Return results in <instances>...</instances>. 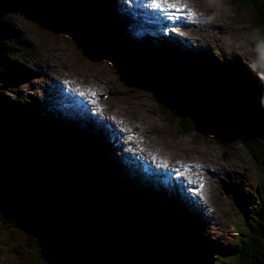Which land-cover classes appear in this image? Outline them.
I'll return each mask as SVG.
<instances>
[{"label":"rangeland","instance_id":"rangeland-1","mask_svg":"<svg viewBox=\"0 0 264 264\" xmlns=\"http://www.w3.org/2000/svg\"><path fill=\"white\" fill-rule=\"evenodd\" d=\"M144 2L147 4H143V9L148 11L144 14L155 11L153 16L161 18H151L154 34L150 25L136 27L134 16L128 18L125 10H129L124 6L132 8V0H33L40 12L34 18L25 8H14L10 0H0L2 21L31 42L41 56L29 74L18 77L12 72L0 79V89L5 96L20 95L42 110L43 118L56 127L51 137L66 150L67 159L90 156L88 167L79 164L74 169L80 173L93 171L95 176L96 181L90 182L94 191L86 206L101 210L98 226L103 229V236L97 242L104 248L100 251L92 240L81 235L78 242L67 233L70 226L63 219L56 218L60 222L59 233L54 234L40 219L29 223L20 220L17 228L7 232L2 231L0 222V264H150V259H155L154 248H159L161 242V227H170L164 235H183L181 238H185L190 249L185 254L190 264H237L224 259L223 252L234 243L241 249L243 240L247 241L246 216H252L257 209L255 197L263 178L260 169L240 140L180 133L173 122L179 123L181 118L171 117V109L163 104L164 97L173 99L175 96L168 97V92H177L180 108H184L190 100L203 101V96L189 87L161 81L157 73L126 72L125 49L115 47V43L116 39L126 43L132 38L141 40L143 48L156 51V60L168 63L166 71L182 69L198 75L206 70L212 74L224 72L234 79L241 76L243 84L255 85L257 92L263 93L264 61L260 55L264 49V27L255 24L251 7L233 0H176L193 10L196 21L183 25L176 21L186 30H174L168 11L148 6L149 0ZM105 9L107 13L103 12ZM98 10L93 28L100 29V35L112 33L116 39L110 49H101L103 45L92 44L93 39L86 33L71 32L67 27L74 18H86ZM146 32H150L147 37L157 40H144L146 35H140ZM181 34L184 35L179 37ZM148 43L154 47H147ZM159 69L161 66L153 72ZM208 75V82H213L214 77ZM78 94L85 96L81 99ZM82 100L93 110L92 114ZM172 107L177 109L175 104ZM85 120H93L98 128ZM123 123L127 124L122 136H129V141L111 134L118 133L116 126ZM101 136L107 141L103 147L97 143ZM119 149L128 153L123 155ZM17 210L19 207L14 205ZM84 218L87 222L94 220L93 216ZM61 237L67 239V244L60 251L54 244L58 239L61 242ZM17 242L28 247L19 249ZM165 257L164 264H172L175 249L170 248Z\"/></svg>","mask_w":264,"mask_h":264},{"label":"trees","instance_id":"trees-1","mask_svg":"<svg viewBox=\"0 0 264 264\" xmlns=\"http://www.w3.org/2000/svg\"><path fill=\"white\" fill-rule=\"evenodd\" d=\"M233 1L238 5L251 7L255 24L264 27L263 0ZM12 2L19 9L28 10L32 18L38 13L33 0H30V3L26 0H12ZM24 5H27L29 9ZM46 10L50 11L48 8ZM0 19L2 21L1 17ZM83 19L87 20L83 21ZM92 23V18L79 16L68 22L67 27L71 32L81 35L86 33L93 39L92 44L103 45L101 49L105 45L114 47L112 45L114 38L111 34L102 36L94 33L91 30ZM116 46L118 43H115ZM35 50L31 42L22 39L5 22H0V79H3L5 75L8 77V74L12 72L17 76L32 70L30 67L34 68V64L41 58ZM27 52L29 54H26ZM126 54L129 59L136 61L134 65L141 69H157L153 66V58L141 51L138 46L130 44ZM166 65L164 64L157 70L158 72H155L161 81L174 86L180 84L183 87H189L190 91L203 96V101L195 103L190 100L188 104H185L186 107L180 108L181 105L177 101L180 98L179 94L174 91L168 92V97L173 95L175 97L168 100L165 96L163 104L171 109L172 118L177 120L181 118L182 121L178 123L168 119L169 122L175 123L173 125H177L180 133L183 134L203 133L240 140L263 175L262 187L255 197L257 209L252 216H246L248 217L246 223L249 226L246 231L247 241L243 240V249H240V245L232 244L229 250L223 252V258L237 261V264H264V97L258 94L253 85L230 80L222 87H215V85L209 87L202 75L188 74L184 70L166 71ZM4 92L0 89V208H2L0 222L2 231L7 232L8 229L17 228L16 225H19L20 220L23 221V219L24 223H29L35 220L36 215L39 218L51 215L55 221L57 218L68 223L70 230L67 233L70 235L77 230L78 235L88 237L94 242L95 247L104 250L97 242L100 236H103V229L98 226V215L101 210L86 206L88 198L94 191V186H90V182L96 181L95 176L93 171L80 173L74 169L79 164L88 167L90 156L83 155L82 158L72 161L67 159L66 150L57 145L51 137L50 128L47 125L45 126L48 128H44L42 124H45L44 120L40 121L36 116L37 108L28 104L20 95L7 97ZM172 104L177 105V109H173ZM202 107L204 110L200 109ZM62 147L67 146L62 144ZM14 205L20 207V210L14 211L12 207ZM84 216H93L94 220L87 222ZM170 218L172 222L173 213L170 214ZM56 223L58 225L60 222L56 221ZM169 228L158 229L161 242L159 248H154L155 259L151 258L150 264H164L165 254L170 248L175 249V259L172 264L188 262L190 264L189 258L185 256L190 249L187 248L185 239L181 238L183 235L180 233H173L174 237L166 233L164 235ZM242 232L241 235L244 236ZM16 246L19 249H26L28 244L17 242ZM155 249L158 251L156 252Z\"/></svg>","mask_w":264,"mask_h":264},{"label":"bare ground","instance_id":"bare-ground-1","mask_svg":"<svg viewBox=\"0 0 264 264\" xmlns=\"http://www.w3.org/2000/svg\"><path fill=\"white\" fill-rule=\"evenodd\" d=\"M107 1V0H106ZM146 1V0H145ZM183 1V0H182ZM105 3L106 2H104L103 3V5H105ZM180 3V2H179ZM124 5V4H123ZM124 7H126V6H124ZM170 9V8H169ZM172 9V8H171ZM172 10H174L175 11V8L174 9H172ZM103 12H108V9H105V11H103ZM125 13H127V14H129V17L128 18H130V17H132V16H134V14L133 13H131L130 11H127V10H125ZM143 13H148V11H146L145 9H144V11H143ZM151 14L152 15H146L145 14V17H147V18H154L155 20H157V21H159V20H161V18H160V16L159 15H156V16H153L154 14H155V11H152L151 12ZM89 15H91L90 17H89ZM98 15H99V10L97 11V13H94V14H88V15H85V17L86 18H91L92 17V20H94V21H96V19L98 18ZM139 16V15H138ZM83 17H84V15H83ZM127 18V19H128ZM145 21H146V19H144ZM153 20V19H152ZM176 20V19H175ZM177 21V20H176ZM94 23V22H93ZM93 23H92V31L94 32V33H99L100 34V29H96V28H93L94 27V25H93ZM179 23V22H178ZM148 24V23H147ZM150 24V23H149ZM107 34H112V33H107ZM99 36V35H98ZM103 36V35H102ZM78 97H81V95L80 94H78L77 95ZM79 102H81V101H79ZM28 104H30L29 102H27ZM57 103H59V104H61L60 102H57ZM83 104V103H82ZM32 105V104H31ZM90 114H92L93 113V110H91L90 108L87 110ZM42 112V110H36L35 111V113H36V116L40 119V120H42L43 121V114L41 113ZM93 119H95V115H94V118ZM96 120V119H95ZM46 123H47V120H44ZM97 123V122H96ZM114 130H115V128H113ZM117 132V131H116ZM140 132V134L139 135H141V131H139ZM160 168V167H159ZM187 181H189V179L187 178ZM185 188H186V186H185ZM186 190L188 191V193H190L192 196H193V198H196V194L192 191V190H190V188H186ZM191 191H192V193H191ZM202 192V194H204L203 193V191H201ZM197 199V198H196ZM202 199V198H201ZM204 202V201H203ZM196 209V208H195ZM197 214H200L199 213V210H198V212H197ZM23 221H24V219H23ZM178 234V233H177ZM183 239H185V238H183ZM193 241V240H192ZM187 242V241H186ZM193 248V247H192ZM194 249V248H193ZM120 262V261H119Z\"/></svg>","mask_w":264,"mask_h":264},{"label":"water","instance_id":"water-1","mask_svg":"<svg viewBox=\"0 0 264 264\" xmlns=\"http://www.w3.org/2000/svg\"><path fill=\"white\" fill-rule=\"evenodd\" d=\"M28 3H30V0H26ZM10 2H11V4L13 5V7L14 8H18V7H16L15 5H14V3L12 2V0H10ZM21 9H23V8H21ZM38 14H40V12L39 13H37L36 15H38ZM35 15V16H36ZM21 196V195H20ZM24 198V197H23ZM25 200H27V199H25ZM21 206V205H20ZM13 208H14V206H12ZM19 210H20V207H19ZM35 219H40V220H38V221H40V222H45L46 224H47V227H48V230L49 231H51L53 234L54 233H56V232H58L59 233V231L57 230L58 229V225H57V223H56V221H55V219H53L52 217H51V215H48V216H42L41 218H39L38 216H35ZM57 227V228H56ZM70 235V234H69ZM72 235V236H71ZM70 236L71 237H73V238H75L78 242H79V239H81V237L75 232L74 234H71ZM66 244H67V239L65 238H63V237H61V242H59V239H58V243H55L54 245V247L55 248H58V249H60V250H63V248L65 249L66 248Z\"/></svg>","mask_w":264,"mask_h":264},{"label":"snow or ice","instance_id":"snow-or-ice-1","mask_svg":"<svg viewBox=\"0 0 264 264\" xmlns=\"http://www.w3.org/2000/svg\"><path fill=\"white\" fill-rule=\"evenodd\" d=\"M149 3L156 8H161L162 6H166L168 8L184 7V5L177 4L173 2V0H149ZM260 60L264 61V49L261 50ZM261 66H264V63H262Z\"/></svg>","mask_w":264,"mask_h":264}]
</instances>
